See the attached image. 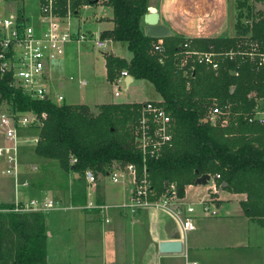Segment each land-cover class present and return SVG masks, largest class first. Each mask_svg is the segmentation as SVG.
<instances>
[{
    "label": "trees",
    "instance_id": "obj_1",
    "mask_svg": "<svg viewBox=\"0 0 264 264\" xmlns=\"http://www.w3.org/2000/svg\"><path fill=\"white\" fill-rule=\"evenodd\" d=\"M101 0H71L73 8ZM112 6L113 26L101 29V34L124 39L132 50L129 59L112 52L105 53L107 78L113 80L126 67L135 77H145L161 95V101L174 116L173 141L163 154L147 161L152 186L156 193L164 189L165 180H175L177 191L183 194L185 184L202 172L219 171L225 188L246 192L240 199L244 213L264 223V123L249 119V114L264 98V64L236 53L217 56L218 66L196 61L185 74L176 62L175 53L190 38V45L217 50L236 48L245 37L264 43V0L253 8L249 26L236 34L185 35L175 32L163 37V51H151L157 36L148 35L140 24L148 0H102ZM64 12L66 0H58ZM252 9L248 0H240L234 8L241 9L237 23L242 25L243 6ZM239 24V25H240ZM163 55V59L159 56ZM237 71V72H236ZM252 91V94L248 92ZM231 109L225 125L202 120L212 99ZM16 103L20 109L46 110L43 123L37 127L38 140L33 150L54 158L42 173L31 174V182L44 180L58 186H69L70 170L78 175L70 182V201L86 203V168L100 179L113 160L135 161L140 165L141 152L134 147L131 126L137 118L143 100L102 101L94 111L87 102L63 101L29 97L10 82L9 74L0 73V99ZM76 156L71 160V154ZM97 202H101L99 191ZM12 202H0L10 205ZM46 212L0 209V264H48L46 259Z\"/></svg>",
    "mask_w": 264,
    "mask_h": 264
},
{
    "label": "crops",
    "instance_id": "obj_2",
    "mask_svg": "<svg viewBox=\"0 0 264 264\" xmlns=\"http://www.w3.org/2000/svg\"><path fill=\"white\" fill-rule=\"evenodd\" d=\"M233 2L234 0H148V4H154L160 13L159 19L167 23L173 33L178 32L186 37L236 34ZM80 14H83L84 17L78 19L76 27L82 28L81 25L86 23L85 30L89 33L100 34L101 29L113 26V13L109 16L96 12L93 16L82 12ZM200 14L204 18L198 16ZM106 17L110 23L107 26H99V23L105 21ZM203 21H205V26L202 25ZM140 24L143 29L145 24L143 16L140 19ZM185 32L189 34L186 35ZM85 40L90 42V48L94 49L90 39L70 41L66 44L63 55L61 54L62 58L58 61L53 59V62L56 61L54 65L57 67L58 63L61 64L73 54H79L81 47H83L81 43ZM97 49L100 52L105 51L103 66L106 75V52L120 54L127 59L132 55V50L127 47V41L124 39L110 37L105 49ZM54 75L56 76L51 70V77ZM57 79V84L67 91L73 86L82 87L87 83V78L78 73L77 75L75 73L61 74ZM137 79L146 78L135 77L131 73L125 74L118 82L119 87L124 83V87L127 88L124 96L119 99L113 97L99 98L95 103H89V105L97 109V105L102 101L161 99L157 89L158 95L155 98H135L130 87L133 81ZM107 81L111 84L113 92L112 80L107 78ZM120 93L121 91L118 94L113 92L114 95ZM34 144L23 145L20 151L22 160L20 173L22 178L28 180V184L19 183L15 186L14 179L2 172L4 162L0 157V202H12L17 192L23 198L34 195L53 196L56 199L55 204L45 210L46 243L49 236H54L58 242L59 240L66 242L73 240L79 246L78 250L74 249L75 255L80 258L82 264H187L194 259L199 264H264V223L262 224L244 213L240 199L245 198L246 193L225 188L222 192L223 199L219 200L221 210L218 209L217 214L207 216L203 215L201 209L196 206L192 213L195 226L193 229L183 230L178 219L161 208L146 206L132 208L128 203L129 183L123 179L122 181L109 179V181L104 174L100 185L102 189V200L98 202L100 206L86 203L74 204L70 201V182L73 177L78 175L75 170L69 171V186L62 187L52 182L50 184L46 180L43 182L40 180L38 183L31 182V174L42 173V170L45 169L44 166L47 168L55 162L54 158L37 154L33 150ZM31 164H34V168L30 167ZM184 186L191 195V198L189 197L191 200L196 197L195 192L191 194L192 190L200 193L205 191L204 182L193 181ZM228 198L231 201H228ZM176 236L182 239L180 250L161 251L159 249V239L175 238ZM94 238L99 244L97 250L93 248ZM48 244L46 246V259L48 264H51V261L55 263L59 261L56 259L57 254L50 253ZM64 248L65 244L60 243V260L65 256ZM62 253H64L63 256ZM66 256L69 259L66 262L62 260L64 264L75 262L72 259L75 256L70 254Z\"/></svg>",
    "mask_w": 264,
    "mask_h": 264
},
{
    "label": "built area",
    "instance_id": "obj_3",
    "mask_svg": "<svg viewBox=\"0 0 264 264\" xmlns=\"http://www.w3.org/2000/svg\"><path fill=\"white\" fill-rule=\"evenodd\" d=\"M91 3L84 2L78 7L71 6V0L64 3V12L60 11L58 0H39L37 18L31 19L30 14L20 10H8L0 0V73L9 74L10 82L22 89L29 97L50 98L56 103L65 101L63 92L52 90L51 60L64 53L66 44L70 41L90 39L92 44L105 49L109 36L89 33L73 24V17H84L80 14L82 8ZM78 21L76 22V24ZM190 38L182 43V48L175 53V62L188 74L196 65V61L204 62L213 67L218 66L217 56L220 53L233 57L236 53L249 57L259 64H264V43L245 37L237 43V47L217 50L213 45L201 49L190 45ZM151 51H163V37L157 36L151 43ZM163 59V55L159 56ZM237 72V71H236ZM125 74H130L126 67L112 80L113 92L120 91L119 80ZM252 94V91L248 92ZM137 118L131 129L134 135V147L141 152L142 160L138 167L135 161L119 162L113 160L106 175L113 181H122L126 176L129 183L128 203L132 208L140 206L161 208L180 222L183 230L193 229V211L196 203L201 204L203 215L217 214L219 200L223 199L225 186L221 183L219 171H208L209 177L204 182L205 191H193L196 197L191 198L187 189L179 194L175 180L164 183V189L156 193L152 186L147 161L159 157L163 150L173 141L174 116L166 108L161 99H144L139 107ZM46 110L20 109L16 103L5 98L0 99V157L3 159L2 172L14 179V185L28 184L21 175V147L36 143L38 133L25 132V127L40 126L46 117ZM202 120L225 125L230 121L231 109L228 103L220 104L213 97ZM249 119L264 123V108L256 106L249 114ZM71 160L76 156L72 153ZM34 168V164L30 165ZM86 204L100 206L96 200V176L90 168H86ZM193 182V181H192ZM191 182V183H192ZM227 189V188H226ZM246 193V192H241ZM190 197V198H189ZM56 199L52 196L34 195L20 197L18 192L10 205H2L3 210H35L52 207ZM187 264H199L194 259Z\"/></svg>",
    "mask_w": 264,
    "mask_h": 264
},
{
    "label": "rangeland",
    "instance_id": "obj_4",
    "mask_svg": "<svg viewBox=\"0 0 264 264\" xmlns=\"http://www.w3.org/2000/svg\"><path fill=\"white\" fill-rule=\"evenodd\" d=\"M240 0H236V4L239 2ZM3 4L6 5L8 10H20V9H24V11L30 14L31 19H36L37 18V12L39 9V0H2ZM249 4H252L253 2V7L252 9H249L248 7H246L245 5L243 6V15L241 16V20H242V25L240 23H237V19L240 16L239 12L241 9H235V19H234V27H236V31H239L240 27L243 30V27L245 26L246 28L249 26L250 21H251V16H252V12H256L253 11V8H257L258 6L261 5L260 1L255 2L254 0H248ZM234 4V2H233ZM89 7L86 8H82V13L84 14H88L89 16H93V14L96 12L97 14L103 13V15L105 16H109L112 15L111 13V6L109 3L105 2V1H99L98 3L95 4H89ZM95 11V12H94ZM94 12V13H93ZM201 18H204V16H202L201 14L198 15ZM105 21H101L99 23V26L105 25L107 26L110 23V20L106 17L104 19ZM107 20V21H106ZM78 21L77 17H73V24L76 25V22ZM240 24V25H239ZM202 25L205 26V21L202 22ZM86 23L81 25V29H86ZM186 35H188L186 32L184 33ZM83 45V47H81V50L79 52V54H73L70 58H67L65 61H62L61 64L58 63V66L56 67L54 64L56 61L60 60L62 58V55H58L55 57L54 60H56L55 62H53L54 60H51L50 63V67L51 70L54 71V73L56 74V76L54 75V77H51V84H52V90L56 91L59 90L61 92H63L64 96H65V101L68 100H80V101H86L87 103H95V101H97L99 98H121L122 96H124V93H126L127 88L124 87V83H122L121 87H120V91L121 93L119 95H114L111 89V84L108 83L107 81V75L105 74L104 71V66H103V57H104V52L105 51H98V49L94 46V49L90 48V42L88 41H83L81 43ZM66 73H75L77 75L80 74L82 76H85L87 78V83H85L84 86L82 87H78L73 86L72 88H70L69 91H67L65 88L60 87L57 84V78L59 77V75L61 74H66ZM58 74V76H57ZM130 91H132L135 95V98L139 97V98H143V97H154L157 96L158 92L155 88V86L153 85L152 82H150L147 79H142V80H134L132 83V86L130 87ZM144 100V99H142ZM264 108V98H261L260 103L258 105V108ZM94 111H96V107H91ZM25 132H31V133H36L37 132V126H33L32 128L30 127H25L24 128ZM104 177V176H103ZM102 177V178H103ZM102 178L100 179V185H101V181ZM106 178H108L107 180H109V176L106 175ZM86 179V177H85ZM124 181H127V177L125 176L123 178ZM96 181H98L97 176H96ZM110 181V180H109ZM86 184H87V179H86ZM118 184V183H116ZM86 188V187H85ZM96 197L99 193V191L101 192L102 189L101 187L97 188V184H96ZM228 201H231L230 198H228ZM227 202V201H224ZM197 208H201V204L196 203ZM222 207H220L219 209L221 210ZM228 231V229H225ZM47 243L48 244V249L50 251V253H56L57 257L56 259H58L59 261L53 263L51 261V264H62L63 262H66L67 259V254H70L71 256H75V258H72L75 262L73 264H82L80 262V258L77 257V255H75V249L78 250L79 246H77L75 244V242L73 240L68 241H64V240H58L54 237V236H49L47 238ZM78 242V241H77ZM93 248L97 250V248H99V244H97L96 242V238H94L93 240ZM60 243L65 244V248H64V252H65V256L61 259V257H59V245ZM79 243V242H78ZM75 245V246H74ZM75 248V249H74ZM64 253H62L63 256ZM82 259V257H81ZM64 264V263H63Z\"/></svg>",
    "mask_w": 264,
    "mask_h": 264
},
{
    "label": "water",
    "instance_id": "obj_5",
    "mask_svg": "<svg viewBox=\"0 0 264 264\" xmlns=\"http://www.w3.org/2000/svg\"><path fill=\"white\" fill-rule=\"evenodd\" d=\"M160 13L157 11L154 4H148L147 10L143 14V25L144 32L148 35L164 36L173 33V30L169 25L159 19ZM209 177L208 172H202L199 174L194 181L205 182ZM166 182V180H165ZM222 185L226 186L225 180L221 181ZM182 248V239L176 236L175 238H161L159 239V249L161 251H176Z\"/></svg>",
    "mask_w": 264,
    "mask_h": 264
}]
</instances>
